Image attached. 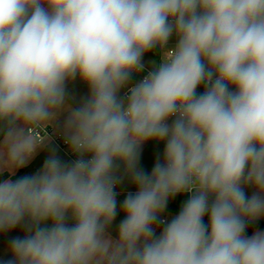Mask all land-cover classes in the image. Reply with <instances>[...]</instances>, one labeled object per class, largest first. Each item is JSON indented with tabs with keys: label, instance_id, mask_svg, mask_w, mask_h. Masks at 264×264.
<instances>
[{
	"label": "clouds",
	"instance_id": "1",
	"mask_svg": "<svg viewBox=\"0 0 264 264\" xmlns=\"http://www.w3.org/2000/svg\"><path fill=\"white\" fill-rule=\"evenodd\" d=\"M262 219L264 0H0V264H264Z\"/></svg>",
	"mask_w": 264,
	"mask_h": 264
},
{
	"label": "rangeland",
	"instance_id": "2",
	"mask_svg": "<svg viewBox=\"0 0 264 264\" xmlns=\"http://www.w3.org/2000/svg\"><path fill=\"white\" fill-rule=\"evenodd\" d=\"M155 55H158V53H156ZM153 58V54H148L145 57V60L148 61L150 59ZM72 87L74 88L75 94L77 95V97L84 95L87 93V87L85 85H82L79 81H77L74 85H72ZM51 130V129H49ZM163 150V144H155L154 142H150L148 145H146V149H145V153H144V157H143V163L144 166L150 171L152 165L154 164L155 161V154L157 152L162 153ZM65 151H61V155H64ZM46 153H40L32 162L31 164L25 168L22 169L19 173H17V175H23L27 172H31L33 170H35L36 168L40 167L43 163V159L45 158ZM66 158H69L68 156ZM7 175V174H5ZM134 191L135 189L128 183L125 184L124 187V191ZM249 192V194H251V189L247 190ZM123 197H121L122 199ZM180 206V204H179ZM173 215V214H172ZM121 217H118V219H120ZM259 222H264V219L260 220Z\"/></svg>",
	"mask_w": 264,
	"mask_h": 264
},
{
	"label": "trees",
	"instance_id": "3",
	"mask_svg": "<svg viewBox=\"0 0 264 264\" xmlns=\"http://www.w3.org/2000/svg\"><path fill=\"white\" fill-rule=\"evenodd\" d=\"M184 199H186V197L178 196L174 201L170 202V204H169V212L171 214H173V215L177 214L179 212V210H180L179 204H181V202ZM254 227H258L261 230H264V222H259L258 221L257 224ZM254 227L253 226L249 227L248 235L252 234V231L254 230Z\"/></svg>",
	"mask_w": 264,
	"mask_h": 264
},
{
	"label": "crops",
	"instance_id": "4",
	"mask_svg": "<svg viewBox=\"0 0 264 264\" xmlns=\"http://www.w3.org/2000/svg\"><path fill=\"white\" fill-rule=\"evenodd\" d=\"M8 235H22V233L17 230ZM5 244H6V236H0V254H2L3 247L5 246Z\"/></svg>",
	"mask_w": 264,
	"mask_h": 264
},
{
	"label": "built area",
	"instance_id": "5",
	"mask_svg": "<svg viewBox=\"0 0 264 264\" xmlns=\"http://www.w3.org/2000/svg\"><path fill=\"white\" fill-rule=\"evenodd\" d=\"M175 41L173 40L172 41V43H174ZM158 55H159V53H158ZM146 74V72L145 73H141V76H143V75H145ZM140 77H136V79H139ZM201 91H202V89H200ZM49 132H51V130H49ZM56 143H58L59 145H60V149H61V151H66V149H65V146L59 141V140H57L56 141ZM69 158H72V157H70V156H68ZM184 197H186V196H184ZM187 198V197H186Z\"/></svg>",
	"mask_w": 264,
	"mask_h": 264
}]
</instances>
